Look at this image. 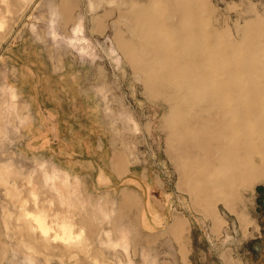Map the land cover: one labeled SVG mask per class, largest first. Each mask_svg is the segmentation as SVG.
Segmentation results:
<instances>
[{"label":"rangeland","instance_id":"1","mask_svg":"<svg viewBox=\"0 0 264 264\" xmlns=\"http://www.w3.org/2000/svg\"><path fill=\"white\" fill-rule=\"evenodd\" d=\"M127 1L0 0V264H264V182L208 208L187 189L169 105L116 44ZM205 7L233 34L264 19V0Z\"/></svg>","mask_w":264,"mask_h":264},{"label":"bare ground","instance_id":"2","mask_svg":"<svg viewBox=\"0 0 264 264\" xmlns=\"http://www.w3.org/2000/svg\"><path fill=\"white\" fill-rule=\"evenodd\" d=\"M206 8L205 0H128L115 37L146 90L168 103L183 183L208 208L215 190L264 182V19L233 34L210 26ZM61 220L51 230L66 239Z\"/></svg>","mask_w":264,"mask_h":264}]
</instances>
